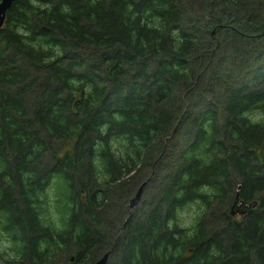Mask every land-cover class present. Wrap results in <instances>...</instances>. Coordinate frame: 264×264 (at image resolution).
Segmentation results:
<instances>
[{
    "label": "trees",
    "instance_id": "16d2710c",
    "mask_svg": "<svg viewBox=\"0 0 264 264\" xmlns=\"http://www.w3.org/2000/svg\"><path fill=\"white\" fill-rule=\"evenodd\" d=\"M149 177L147 203L112 218ZM237 191L252 212L229 213ZM2 240L3 264H264V0H16Z\"/></svg>",
    "mask_w": 264,
    "mask_h": 264
},
{
    "label": "rangeland",
    "instance_id": "374dc122",
    "mask_svg": "<svg viewBox=\"0 0 264 264\" xmlns=\"http://www.w3.org/2000/svg\"><path fill=\"white\" fill-rule=\"evenodd\" d=\"M223 45L226 47V45L224 44V41H223ZM153 178L154 177H149V178L144 179V180H147V183H146L147 185H146V187H145V189L143 191V194H142L140 200L138 201V203L134 207L130 208V206H129V198L133 196V194L135 193V190H136V187L137 186L133 188L132 195L127 199V202L126 203H122V204L119 203L118 206L115 205V207H117V210H116V212H113L112 214H110V216L112 218H115V217H118L119 218V216L124 215L125 216L124 221H125L126 220V217H128L131 213H134L136 209L142 208L147 203V201L149 200V197L151 196V194H154L155 191H156L155 190V186H154L155 185V182H154V179ZM51 200H52V198H47V200L43 203V208H45V209L46 208H53V206H52L53 205V201L51 203L50 202ZM114 202L111 204V207L114 204ZM50 212H51V209H50ZM50 212H49V215H51ZM197 213H198V211H197V206L196 205L188 206L187 208L179 211V214H178V223L181 226L190 227L191 225L194 224L195 217H196ZM58 217H59V214H57L55 212L54 215H53L52 220H58L57 219ZM56 224H58V226H59L60 225V222L57 221ZM115 227L117 229L119 228L118 221L115 222ZM8 246L9 245H8V242L6 240L0 241V251H4V250L9 251L7 249ZM0 264H3V263L0 262Z\"/></svg>",
    "mask_w": 264,
    "mask_h": 264
},
{
    "label": "water",
    "instance_id": "95a60500",
    "mask_svg": "<svg viewBox=\"0 0 264 264\" xmlns=\"http://www.w3.org/2000/svg\"><path fill=\"white\" fill-rule=\"evenodd\" d=\"M15 1L16 0H0V27L3 25V23L5 21V16H6L7 10L11 7V5ZM213 32H214V30H212V33ZM146 183H147V180L142 181L139 184V186L137 187L133 196L129 198L130 208L134 207L138 203V201L140 200V198L143 194V191L147 185ZM256 206H257L256 200L245 202L244 200L239 198V193L237 191L235 193L234 200H233L232 204L230 205L229 213L232 216H235L237 214L238 215L248 214V213L252 212V210L255 209ZM111 255H112V250H107L98 259H96L94 264H107L108 259ZM70 260L73 261L74 257L72 256Z\"/></svg>",
    "mask_w": 264,
    "mask_h": 264
}]
</instances>
